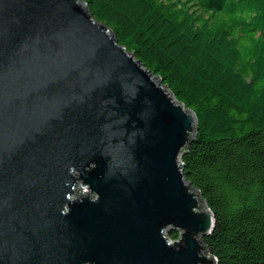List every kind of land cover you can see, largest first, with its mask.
<instances>
[{"label": "water", "instance_id": "obj_1", "mask_svg": "<svg viewBox=\"0 0 264 264\" xmlns=\"http://www.w3.org/2000/svg\"><path fill=\"white\" fill-rule=\"evenodd\" d=\"M196 124L83 0H0V264H215Z\"/></svg>", "mask_w": 264, "mask_h": 264}, {"label": "trees", "instance_id": "obj_2", "mask_svg": "<svg viewBox=\"0 0 264 264\" xmlns=\"http://www.w3.org/2000/svg\"><path fill=\"white\" fill-rule=\"evenodd\" d=\"M83 1L195 113L180 161L215 264H264V0Z\"/></svg>", "mask_w": 264, "mask_h": 264}]
</instances>
